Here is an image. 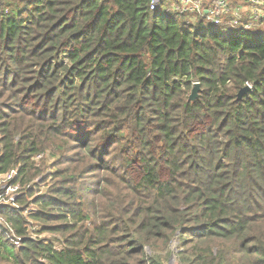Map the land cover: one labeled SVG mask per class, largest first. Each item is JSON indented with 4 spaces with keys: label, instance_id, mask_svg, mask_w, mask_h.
I'll return each mask as SVG.
<instances>
[{
    "label": "trees",
    "instance_id": "obj_1",
    "mask_svg": "<svg viewBox=\"0 0 264 264\" xmlns=\"http://www.w3.org/2000/svg\"><path fill=\"white\" fill-rule=\"evenodd\" d=\"M150 2L0 0V264H264V26Z\"/></svg>",
    "mask_w": 264,
    "mask_h": 264
},
{
    "label": "built area",
    "instance_id": "obj_2",
    "mask_svg": "<svg viewBox=\"0 0 264 264\" xmlns=\"http://www.w3.org/2000/svg\"><path fill=\"white\" fill-rule=\"evenodd\" d=\"M161 0H151L150 10L155 11ZM233 0H176L171 4L174 12L183 13L187 21H194L196 16L205 22L217 26H224L229 31H250L256 26L264 23V3L261 0H248L236 5H231ZM40 157L37 156L38 160ZM16 175L12 170L6 175L0 176L3 185L0 186V211L4 208L9 210L18 209L17 199L21 196L19 185H12L11 179ZM0 230L11 241L14 246L19 247L21 239L12 238V228L0 218ZM32 239L39 236L30 233Z\"/></svg>",
    "mask_w": 264,
    "mask_h": 264
},
{
    "label": "rangeland",
    "instance_id": "obj_3",
    "mask_svg": "<svg viewBox=\"0 0 264 264\" xmlns=\"http://www.w3.org/2000/svg\"><path fill=\"white\" fill-rule=\"evenodd\" d=\"M172 1V4L176 2H174V0H170ZM264 26V23L262 24L261 27ZM57 163V158H53L51 156H49V160L47 162L48 166L50 167L51 165ZM51 171H53L51 168H49L44 174L43 176H41L42 179H45V182L43 184H39L40 180L38 181V184H37V188L34 190V196L33 198L37 197L38 195H42L44 194L46 191H47V188L51 187V184H52V181L50 179H47V176L51 173ZM54 174V173H53ZM3 185V179L2 177H0V186ZM29 188H31L32 186L30 185H27ZM39 237H43V235H39ZM51 237V236H49ZM62 239L61 236H57L56 239ZM55 239V238H54ZM176 243L177 242H174L173 245L171 246V251L172 252H175V248H176ZM56 245V244H55ZM146 251L148 252V249H146ZM167 264H176V261H175V258L173 255H171L169 261L167 262Z\"/></svg>",
    "mask_w": 264,
    "mask_h": 264
},
{
    "label": "water",
    "instance_id": "obj_4",
    "mask_svg": "<svg viewBox=\"0 0 264 264\" xmlns=\"http://www.w3.org/2000/svg\"><path fill=\"white\" fill-rule=\"evenodd\" d=\"M247 88L248 87L241 90L240 94L238 96H241L247 90ZM199 92H200V84L199 83H193L192 89H191L190 94L188 96V101L194 102L198 98Z\"/></svg>",
    "mask_w": 264,
    "mask_h": 264
}]
</instances>
